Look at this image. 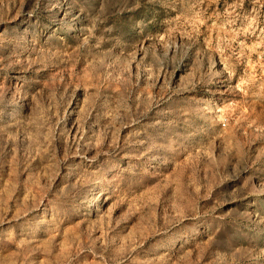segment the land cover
<instances>
[{"label":"rangeland","instance_id":"obj_1","mask_svg":"<svg viewBox=\"0 0 264 264\" xmlns=\"http://www.w3.org/2000/svg\"><path fill=\"white\" fill-rule=\"evenodd\" d=\"M264 0H0V264H264Z\"/></svg>","mask_w":264,"mask_h":264},{"label":"built area","instance_id":"obj_2","mask_svg":"<svg viewBox=\"0 0 264 264\" xmlns=\"http://www.w3.org/2000/svg\"><path fill=\"white\" fill-rule=\"evenodd\" d=\"M254 0H235V2L239 5V6H243V5H248L250 3H252ZM261 77L264 79V64L261 68Z\"/></svg>","mask_w":264,"mask_h":264}]
</instances>
